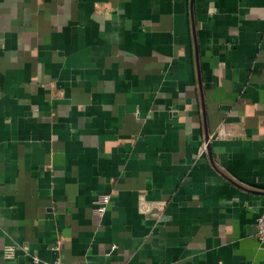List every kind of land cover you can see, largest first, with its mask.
<instances>
[{
    "label": "crops",
    "instance_id": "obj_1",
    "mask_svg": "<svg viewBox=\"0 0 264 264\" xmlns=\"http://www.w3.org/2000/svg\"><path fill=\"white\" fill-rule=\"evenodd\" d=\"M263 206L264 0H0V264H264Z\"/></svg>",
    "mask_w": 264,
    "mask_h": 264
},
{
    "label": "built area",
    "instance_id": "obj_2",
    "mask_svg": "<svg viewBox=\"0 0 264 264\" xmlns=\"http://www.w3.org/2000/svg\"><path fill=\"white\" fill-rule=\"evenodd\" d=\"M223 132V126L220 127V130ZM112 200V194H99L95 199V208L94 212L97 216L103 218L107 212L108 206L110 205ZM139 211L143 215H154L159 219L161 217V213L164 211V204L163 203H155L149 202L145 199H142L139 203ZM256 239L264 243V206L260 216L257 218L256 221ZM63 244V239L58 238L55 245V250L60 251ZM116 246L112 248L115 250ZM17 247L15 245H7L4 248V256L8 260H14L16 257ZM35 263H38L39 260L35 258ZM53 264H67L62 257H59L55 260Z\"/></svg>",
    "mask_w": 264,
    "mask_h": 264
},
{
    "label": "water",
    "instance_id": "obj_3",
    "mask_svg": "<svg viewBox=\"0 0 264 264\" xmlns=\"http://www.w3.org/2000/svg\"><path fill=\"white\" fill-rule=\"evenodd\" d=\"M206 138H207V140L209 139V133H208V130H206ZM210 147V146H209ZM209 147H208V149H209ZM210 150V149H209Z\"/></svg>",
    "mask_w": 264,
    "mask_h": 264
}]
</instances>
